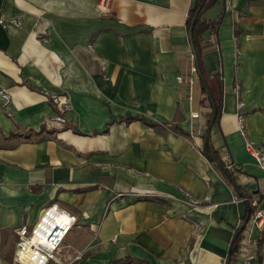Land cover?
Returning a JSON list of instances; mask_svg holds the SVG:
<instances>
[{"label": "crops", "instance_id": "obj_1", "mask_svg": "<svg viewBox=\"0 0 264 264\" xmlns=\"http://www.w3.org/2000/svg\"><path fill=\"white\" fill-rule=\"evenodd\" d=\"M195 1L0 0V264H16L14 229L51 203L76 222L46 264H232L249 209L234 197L264 182L244 139L264 153V0L206 8L205 20L221 17L199 37L200 72L186 27ZM216 75L210 122L202 78L218 96ZM52 93L69 103L62 127ZM252 236L250 264H264V233Z\"/></svg>", "mask_w": 264, "mask_h": 264}, {"label": "built area", "instance_id": "obj_2", "mask_svg": "<svg viewBox=\"0 0 264 264\" xmlns=\"http://www.w3.org/2000/svg\"><path fill=\"white\" fill-rule=\"evenodd\" d=\"M13 22L16 19L12 20ZM7 21L0 16V27H4ZM195 70V68H193ZM177 80L181 84L188 85L190 80H186L182 76H178ZM181 92L179 96L181 97ZM0 96L7 101L9 99L7 93L0 91ZM50 101L56 106L58 113L52 117L53 124L64 126L66 119L64 112L69 108L66 96L58 94H50ZM243 102L238 103L240 111L237 114L238 127L242 136L245 137L243 126V115L241 108ZM192 117H197L198 113H192ZM245 139V147L249 154L255 158L259 165L264 167V153L254 147L251 141ZM224 165L232 171L234 180L237 183H244L245 178L241 179L239 167L229 161L226 157L223 160ZM248 182V181H247ZM249 182H252L249 179ZM187 203L190 206L197 205V201L191 196L186 195ZM235 201L244 200L249 205V217L241 231V237L238 246L233 250L232 264H250L255 257L258 249V240L252 236L254 229H258L260 235L264 233V182L260 190L250 191L248 195L242 197H234ZM76 222V216L69 210L51 203L42 207L38 213L36 221L28 227L22 224L14 229L16 236L15 247L13 250V260L16 264H46L52 260L60 262L57 257V251L60 248L65 236ZM114 242L115 239L113 238ZM80 253H78L79 255Z\"/></svg>", "mask_w": 264, "mask_h": 264}, {"label": "trees", "instance_id": "obj_3", "mask_svg": "<svg viewBox=\"0 0 264 264\" xmlns=\"http://www.w3.org/2000/svg\"><path fill=\"white\" fill-rule=\"evenodd\" d=\"M215 2H217V0H196L194 6L188 11V17L186 20V27L189 31L192 18L194 17L196 11L199 9V12L196 16L195 22L193 24L192 34L190 36V41H191L192 48L194 50V57L196 60L195 70H198L199 72H200L199 54H200V50H201L199 42H198L199 37L202 35V33H204L207 30L215 33V31L219 25L220 17H221V15H219L218 18L215 20H205L204 18H202V14L206 10V8L213 5ZM215 81H216L217 87H218V96L217 95L215 96L214 94H212V97H211L209 90H208V87H209L208 83L204 78H202V92L205 94V97L201 100V102L206 101L211 106H212V103H214L215 108H216V111L211 112L209 117H208V121H210V122H214L217 119L219 108H220V100H221V98H220L221 80L218 77V75H216ZM204 149L206 150L208 155H210L214 158H217V160L221 163V165L224 166L223 162L219 159L216 152L213 151L207 145V142H206ZM227 172H228V177L230 179L229 181H231V183L235 186L231 172L228 169H227ZM249 211H250V209H249ZM237 237L238 236L235 237V239L232 243L231 252L235 248V243L237 241Z\"/></svg>", "mask_w": 264, "mask_h": 264}, {"label": "water", "instance_id": "obj_4", "mask_svg": "<svg viewBox=\"0 0 264 264\" xmlns=\"http://www.w3.org/2000/svg\"><path fill=\"white\" fill-rule=\"evenodd\" d=\"M198 12H199V9L196 11L194 17L192 18L191 26H190V30H189V36H191V34H192L193 24H194V22H195V19H196V16H197ZM213 111H214V112L216 111V108H215V105H214V104H213ZM205 144H206V140L204 141V144H203V145L205 146ZM212 161L215 162L218 166H220L221 170H222V171L228 176V172H227L226 167L222 166L221 163H220L217 159H215V158H212ZM237 190H238V189H237ZM249 212H250V211H249V209H248V212H247V214H246V217H245V219L243 220V222L241 223V225H240V227L238 228V230L236 231L235 236H237V235L241 232V230L243 229V227H244V225H245V223H246V221H247V219H248V217H249ZM227 264H229V260H228Z\"/></svg>", "mask_w": 264, "mask_h": 264}]
</instances>
